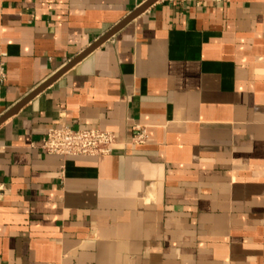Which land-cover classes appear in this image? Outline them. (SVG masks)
Listing matches in <instances>:
<instances>
[{
    "label": "crops",
    "instance_id": "0c3cea01",
    "mask_svg": "<svg viewBox=\"0 0 264 264\" xmlns=\"http://www.w3.org/2000/svg\"><path fill=\"white\" fill-rule=\"evenodd\" d=\"M146 1L0 0V118ZM0 264H264V0H158L3 122Z\"/></svg>",
    "mask_w": 264,
    "mask_h": 264
},
{
    "label": "built area",
    "instance_id": "2783aa9c",
    "mask_svg": "<svg viewBox=\"0 0 264 264\" xmlns=\"http://www.w3.org/2000/svg\"><path fill=\"white\" fill-rule=\"evenodd\" d=\"M5 79V65L0 62V82H4ZM145 140V131L139 127L134 129L128 140H121L116 133L98 127L79 128L63 124L48 129L41 150L46 155L60 157L107 156L118 146L125 148L140 145L145 143Z\"/></svg>",
    "mask_w": 264,
    "mask_h": 264
},
{
    "label": "water",
    "instance_id": "95a60500",
    "mask_svg": "<svg viewBox=\"0 0 264 264\" xmlns=\"http://www.w3.org/2000/svg\"><path fill=\"white\" fill-rule=\"evenodd\" d=\"M158 0H148L135 11H133L130 15H128L123 21H121L118 25H116L113 29H111L108 33H106L103 37L93 43L88 49L78 55L75 59H73L68 65H66L63 69L57 72L53 77L43 83L40 87H38L35 91H33L30 95H28L25 99H23L20 103L14 106L11 110H9L5 115L0 118V125L5 122L8 118L16 114L24 105H26L32 98L37 96L47 87H49L52 83H54L60 76H62L65 72L70 70L73 66L99 48L103 43L109 40L112 36H114L118 31H120L123 27L133 21L136 17L141 15L149 6L155 3Z\"/></svg>",
    "mask_w": 264,
    "mask_h": 264
}]
</instances>
